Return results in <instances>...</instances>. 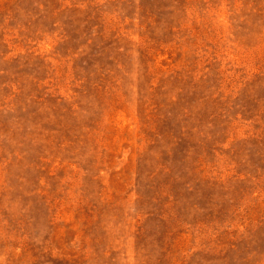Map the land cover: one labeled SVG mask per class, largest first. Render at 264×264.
Wrapping results in <instances>:
<instances>
[{
  "label": "rangeland",
  "instance_id": "374dc122",
  "mask_svg": "<svg viewBox=\"0 0 264 264\" xmlns=\"http://www.w3.org/2000/svg\"><path fill=\"white\" fill-rule=\"evenodd\" d=\"M0 264H264V0H0Z\"/></svg>",
  "mask_w": 264,
  "mask_h": 264
}]
</instances>
